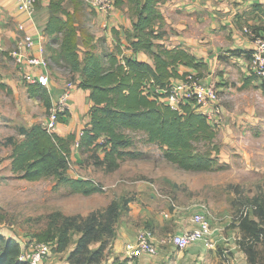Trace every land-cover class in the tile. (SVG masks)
I'll return each instance as SVG.
<instances>
[{
	"label": "rangeland",
	"instance_id": "rangeland-1",
	"mask_svg": "<svg viewBox=\"0 0 264 264\" xmlns=\"http://www.w3.org/2000/svg\"><path fill=\"white\" fill-rule=\"evenodd\" d=\"M77 1H80V4L89 3V6H86L87 9L89 7L88 18L81 20V26H78L81 27V56L88 48L102 54L105 51H113L118 46L125 52L130 41L128 34L133 31L126 30L124 33L127 41L124 47L122 45L126 42L120 38L118 44L113 41L112 45L103 33V29L109 26L106 21L110 14L105 13L107 20H102L104 25L97 26L95 12L100 11L86 0H70L69 5ZM163 2L164 0L159 2L161 12ZM230 3L231 7H234L239 2L230 0ZM122 6L132 17L131 4ZM256 6L257 13L263 16L264 8L261 5ZM245 20V24L241 25L244 26L241 32L243 36L249 37L254 47V40L258 37L260 27L264 28V24L250 17ZM164 30L162 39L168 34L165 23ZM162 39H157L156 42L165 43L169 47L175 46ZM239 51L223 48L219 58L226 61L231 54H238ZM131 54L133 55L132 52ZM3 55L4 57L0 56V233L7 235L11 232L23 243H28L33 238L43 239L53 245L54 249L45 259L46 264H72L70 254L82 235L81 229L85 226V219L96 213L103 225L98 226L99 235L90 242L89 247L94 251L103 247L101 263L109 264L116 258H128L124 256L126 253L138 263L139 257H131L129 244L135 242L134 239L141 229L149 227L140 219L141 207L146 206L150 200L152 219L161 225L160 219H165L163 223L171 220V215L165 216L163 211H172L170 200H174L193 204L195 207L187 209L189 215L200 210L207 212L215 229L214 246L209 248L200 242L201 245L195 247L194 243L179 252L175 244L167 239L158 247V251L167 253V259L159 260L155 257V264H264V79L254 71L252 56L249 62V65H252L250 81L242 77L239 66L231 61L227 63L228 69L222 70L217 66L211 72L209 62H206L208 66L203 67L201 72L196 68L193 72L189 71L198 80L210 72L214 75V81L218 82H215L216 85H225L221 94L219 93L222 99L219 103L223 108V121L219 127L215 125L218 131L215 142L219 145L220 152H213L218 163L214 169L191 171L179 168L162 156L163 152L158 144L147 142L146 134L136 131L131 132L134 144L129 149L141 154L137 157H127L118 169L108 171L105 165L95 164L97 156L104 157L103 149L99 148L95 152L84 151L75 145L77 139L73 145L78 147L80 160L75 156L71 157L68 173L93 179L100 183L103 189L86 195L73 192L69 184H56L53 176L31 181L19 178L13 173L10 160L12 146L6 144L5 140L9 136L18 140L23 138L18 128L21 125H29L26 112H31L33 107L37 109L38 105L28 97L25 88L28 81L25 73L19 72L16 59L10 51H4ZM223 56L226 58L223 59ZM48 66L51 74L57 81L62 82L63 87L69 82L75 83L69 68L51 60ZM184 67L185 65H180L177 69L186 71ZM5 76H8L9 80ZM13 78L18 81L14 83ZM74 90L75 87L72 91ZM58 98L57 106L63 105L65 101L60 102L61 97ZM38 101L42 103L40 98ZM228 111L241 115L240 125ZM46 114L49 116L50 111ZM228 119L235 125H232L233 129L224 125ZM80 125H83L82 120ZM245 218L255 222L256 233L242 228L241 223ZM165 225L168 224H164L163 234L170 237L174 233H166L168 226ZM64 227H68L71 240L67 248L59 252L56 251L57 238ZM122 236H125L127 242H118ZM191 252L197 253L198 257L191 258ZM153 255L157 256V253ZM85 257H89V254Z\"/></svg>",
	"mask_w": 264,
	"mask_h": 264
},
{
	"label": "trees",
	"instance_id": "trees-1",
	"mask_svg": "<svg viewBox=\"0 0 264 264\" xmlns=\"http://www.w3.org/2000/svg\"><path fill=\"white\" fill-rule=\"evenodd\" d=\"M63 1L50 0L49 3L51 15L46 34L50 41L46 53L49 60L70 69L76 87L90 90V120L79 136L76 132L62 136L39 122L21 125L18 131L23 135L22 139L9 136L5 140L12 146L13 173L31 181L53 176L56 184H69L73 192L86 195L100 192L102 185L95 180L68 173L72 145L79 139V146L84 151L95 152L102 148L105 155L97 156L95 164H103L108 171H113L127 157L141 154L129 149L134 144L131 132L136 131L144 132L147 142L158 144L162 156L179 168L191 171L214 169L218 163L213 152H220L215 142L217 129L203 112L195 109V99L187 98L180 109L166 101L172 80L190 73L179 71L178 66L193 67L201 72L208 64L181 45L169 47L156 42L165 34V19L159 8L161 0H116V7L131 4L134 30L128 34V48L133 55L116 46L115 50L102 54L88 48L83 56L80 53L81 27L75 24L74 15ZM258 34L262 35L260 30ZM141 51L150 54L152 61L142 59ZM245 53L251 59L252 49ZM26 85L29 96L40 98L50 111L53 99L49 87L39 81ZM70 114L69 109L58 112L59 123H65ZM102 225L96 213L85 219L82 235L70 254L72 264H102L103 247L95 251L89 247L99 235L98 226ZM241 226L253 233L257 231L255 222L247 218ZM0 238V264H27L19 259L22 250L19 239L2 233ZM70 240L68 227H64L57 238L56 251L65 250ZM88 254L89 257H85ZM130 259L116 258L109 264H130Z\"/></svg>",
	"mask_w": 264,
	"mask_h": 264
},
{
	"label": "crops",
	"instance_id": "crops-1",
	"mask_svg": "<svg viewBox=\"0 0 264 264\" xmlns=\"http://www.w3.org/2000/svg\"><path fill=\"white\" fill-rule=\"evenodd\" d=\"M232 1L239 3H237L238 5L231 7L230 0H164L161 9L165 18V28L167 29L168 34L165 36V39H162V41L166 40L164 42L171 45H181L196 55L198 59L202 61L205 60L207 63L209 62V69L211 72L214 71V68L217 66H220V69L222 70L225 68L228 69L229 66L227 63L228 61H231L239 66L242 77H245L246 79L248 78L249 80L247 81H250L252 79L250 77L252 76L250 70L252 65H249L250 59L245 54V51L251 49L253 43L248 36L242 35L241 30L244 26L241 25L245 24L246 17L253 18L264 24V15H259L256 10L257 8H255L256 5H261V7L264 8V0H247L246 2H244V0ZM49 3L50 0H38L37 11L34 14H30L19 7L18 0H0V56L4 57V51L11 52L16 47L17 40L24 32L31 34L37 43L43 42L45 45H48L50 37L46 34V26L51 15ZM63 4L74 15L75 24L77 26H81V20H87V10L89 7L87 9L86 6H89V3L81 2V4L74 3L69 5L71 4L70 0H64ZM122 5L117 6V8L110 13V18L108 20L105 13L97 11L95 12V18L98 20L97 26H103L105 23H103V21L107 20L106 22L109 26L103 29V33L108 37V40L112 45L113 41L118 44L120 38L121 41L126 42L122 45L124 47L125 44H127L124 33L127 32L126 30H129L128 32L133 31V20L127 13L128 11L126 12ZM243 11L244 13H240ZM21 25L24 29L20 27ZM260 33L264 35V28L260 27ZM223 48H234L242 51L238 54H231L226 61H221L219 55ZM33 52L38 54L37 49H34ZM125 52L130 55L132 50L128 48L125 49ZM139 55L142 59L152 61L151 56L145 51H141ZM225 58L226 56H223V59ZM16 66L20 73L32 74L36 78L35 81L44 82L51 91L53 104L57 103L59 99L58 97L61 95L60 92L63 90V84L60 80L57 81L54 78L48 65L32 66L29 63H24L22 65L17 63ZM184 70L193 72L195 68L184 67ZM5 78L9 80L8 76H5ZM213 78L214 75L209 72L205 74L204 77L200 78L199 81L202 84H213L217 87L219 93L222 92V88L224 89L225 85L222 86L220 83L219 86L216 85L215 82L217 81H214ZM17 81V78H13L14 83ZM25 88L28 94L27 85ZM75 89L76 90L72 91L69 100V110L71 114L65 123H59L58 127L55 129V131L62 136H67L72 132H76L79 136L82 133V129L90 120L89 110L92 106V101L89 98L90 90L78 87H75ZM28 97L38 105L37 109L33 107L29 113L26 110L27 118L30 122L28 126L39 121H41L39 123H45L48 119L46 105L43 102L40 103V101H38L39 98L30 97L29 94ZM35 110L38 111L36 112ZM228 112V114H231L240 125L242 118L241 115L237 112ZM81 120L83 121V125H80ZM224 125L228 127V129H233L232 125L235 126L233 123H230L229 119ZM78 151V147L73 145L71 157L75 156L77 160H80V154ZM71 176L79 177L75 173H71ZM148 202L149 203H146V206L141 207L140 215H142V217L140 219H143L145 223L148 224L149 227L145 229H151L154 232V239L158 243V247L163 239L166 238L164 236L165 234H163L164 224H168L165 225L168 226L166 227L167 229H165L166 233L167 231L180 233L195 227V223L192 221L193 215H189L187 210L188 208L191 209L195 207L193 204L189 205L170 200L171 205H173V210L170 211L171 220H167L168 223H163V221L165 222V219H160L161 225H159L157 221H153L152 219L151 201L149 200ZM5 236L8 237L14 235L11 232H8ZM121 240L127 242L125 236L120 237L118 242ZM120 245L123 246L124 244ZM200 245L201 243H195V247H199ZM191 253V258L198 257L197 253ZM124 256L128 258L130 257L127 253ZM155 257H158L159 260H164L167 259V253L158 251L157 256L144 254L139 257L138 263L133 259H131L130 262L131 264H155Z\"/></svg>",
	"mask_w": 264,
	"mask_h": 264
},
{
	"label": "built area",
	"instance_id": "built-area-1",
	"mask_svg": "<svg viewBox=\"0 0 264 264\" xmlns=\"http://www.w3.org/2000/svg\"><path fill=\"white\" fill-rule=\"evenodd\" d=\"M86 1L91 2L98 11L108 14L117 8L116 0ZM18 2L19 7L30 14H34L37 11L38 0H18ZM20 27L24 29L22 25ZM245 30L249 32L247 28ZM257 36L254 40L251 61L254 71L264 79V36L260 34H257ZM34 49L38 50V54L33 52ZM11 54L20 65L29 63L32 66H47L49 62L45 43H37L34 37L27 32H24L19 37L17 45L11 51ZM25 78L28 82H35L36 79L32 74L27 73L25 74ZM74 87H76L75 83H67L63 87L59 100L60 102H65L59 106H57V103L53 104V107L50 109V114L45 122L50 130H55L59 125L58 112L69 109V100ZM187 98L195 99V109L203 112L213 127H219L222 124L223 108L219 103L220 95L215 85L202 84L190 73L185 78L172 80L166 101L172 107L180 109L182 103ZM75 145H80L79 139ZM164 215L169 216L170 211H164ZM192 221L195 223L194 228L171 234L170 237L164 238L163 242L170 239L180 251L187 249L194 243L200 242L209 248L214 246L213 234L215 229L207 212L202 210L195 212L192 216ZM20 242L22 241L20 240ZM129 249L131 250L132 257H141L144 254H156L158 252V243L154 239V232L151 229H141L136 236L135 242L129 244ZM53 250V245L33 238L28 243L22 242L19 259L25 261L27 264H46L45 259L50 256Z\"/></svg>",
	"mask_w": 264,
	"mask_h": 264
}]
</instances>
